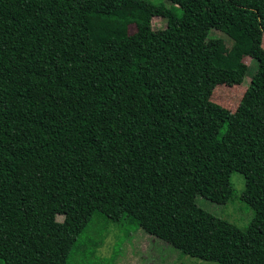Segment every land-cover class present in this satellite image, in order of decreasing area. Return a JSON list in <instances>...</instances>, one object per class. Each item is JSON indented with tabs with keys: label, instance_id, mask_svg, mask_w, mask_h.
Instances as JSON below:
<instances>
[{
	"label": "trees",
	"instance_id": "16d2710c",
	"mask_svg": "<svg viewBox=\"0 0 264 264\" xmlns=\"http://www.w3.org/2000/svg\"><path fill=\"white\" fill-rule=\"evenodd\" d=\"M212 29L257 65L234 112L212 101ZM263 40L264 0H0V260L70 264L103 214L183 255L264 264ZM234 172L246 229L197 204L232 200Z\"/></svg>",
	"mask_w": 264,
	"mask_h": 264
},
{
	"label": "rangeland",
	"instance_id": "374dc122",
	"mask_svg": "<svg viewBox=\"0 0 264 264\" xmlns=\"http://www.w3.org/2000/svg\"><path fill=\"white\" fill-rule=\"evenodd\" d=\"M160 4L164 0H146ZM134 8L124 7L120 14L133 15ZM166 25L164 17L153 19V28L162 29ZM131 33L136 28L132 26ZM264 44V40H263ZM249 50L234 43L223 33L212 29L204 45L203 54L217 55L224 64V74L219 79L212 95V101L234 112L237 110L256 62L248 55ZM248 67V73L241 68ZM234 197L224 205L213 203L203 197L197 204L206 211L217 215L241 229H246L254 217V212L242 200L245 189L244 176L238 172L231 175ZM59 221L63 218L59 217ZM83 246V248H82ZM70 264H218L181 254L169 244L153 237L128 220L122 223L109 221L103 214H95L93 220L79 238L70 257ZM0 264H5L0 260Z\"/></svg>",
	"mask_w": 264,
	"mask_h": 264
}]
</instances>
